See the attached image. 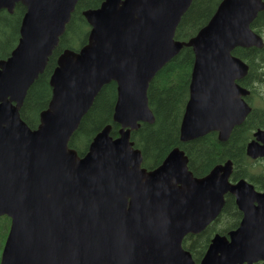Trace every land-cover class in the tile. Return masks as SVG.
<instances>
[{"label":"water","instance_id":"water-1","mask_svg":"<svg viewBox=\"0 0 264 264\" xmlns=\"http://www.w3.org/2000/svg\"><path fill=\"white\" fill-rule=\"evenodd\" d=\"M77 1L0 0L8 12L25 6L17 44L0 59V215L11 220L0 264H196L182 238L218 215L226 193L243 217L227 235L212 237L199 264L264 261V190L244 178L230 182V160L196 177L177 147L147 170L130 139L141 122L154 121L149 83L183 46L194 59L180 140L211 131L228 138L250 111L242 97L248 91L237 83L248 67L232 50L263 45L250 24L264 1L221 0L187 41L174 36L192 0H103L83 10L87 42L58 55L49 103L32 129L19 110ZM110 81L118 135L105 125L79 156L70 137ZM254 136L246 153L262 157L264 131Z\"/></svg>","mask_w":264,"mask_h":264},{"label":"trees","instance_id":"trees-1","mask_svg":"<svg viewBox=\"0 0 264 264\" xmlns=\"http://www.w3.org/2000/svg\"><path fill=\"white\" fill-rule=\"evenodd\" d=\"M103 0H78L64 33L50 55L46 67L29 87L20 115L26 124L35 128L39 124L40 112L47 108L51 97L49 78L56 66L58 55L65 49L78 50L87 42L89 25L82 12L95 8ZM221 0H192L187 11L182 15L175 38L187 41L205 25L216 10ZM25 6L16 3L12 12L0 10V59L6 58L19 38V26ZM251 28L260 33L264 29V10L260 11L251 23ZM7 47L6 51H3ZM3 51V53H2ZM232 54L248 65V72L241 81L251 88L247 101L251 111L245 120L232 129L228 139L221 141L216 132H209L190 141H181L179 127L185 103L188 99V85L193 65V51L183 46L177 55L169 60L152 78L147 96L149 107L154 115L152 123L142 122L138 129L132 130L130 139L134 147L142 153V166L152 169L158 166L174 147L184 151L188 158V168L194 176L206 175L215 165L230 160L233 162L231 179L245 178L255 189L264 184V164L254 161L245 154V145L254 130L264 128V99L259 100L258 87L264 81V45L263 47H236ZM116 101V83L110 81L102 86L95 99L83 115L77 129L69 140V146L82 156L94 135L105 125L110 124V134L118 135L119 125L112 120ZM240 212L234 198L225 196V203L218 217L202 232L188 235L183 240L193 259L198 263L203 256L213 234H225L238 224ZM10 218L0 216V257L9 230ZM255 264H263L258 262Z\"/></svg>","mask_w":264,"mask_h":264},{"label":"flooded vegetation","instance_id":"flooded-vegetation-1","mask_svg":"<svg viewBox=\"0 0 264 264\" xmlns=\"http://www.w3.org/2000/svg\"><path fill=\"white\" fill-rule=\"evenodd\" d=\"M255 31V30H254ZM256 32V31H255ZM258 33V32H257ZM258 34H260L261 36H262V38H263V45H264V29L260 32V33H258ZM263 45L261 46V47H263ZM260 47V48H261ZM247 67H248V65H247ZM247 72H248V68H247ZM247 74V73H246ZM246 74H245V76H246ZM244 76V77H245ZM244 77H242V78H240V79H238L237 80V83L241 86V87H243L244 89H246L247 91H248V93L246 94V95H244L243 96V98H245V100L247 101V98L248 97H252V96H255V95H253V94H251V88H249V87H246V86H244L243 85V83H241V81L244 79ZM262 84H264V81H262ZM261 87H262V89H263V92H261L260 90H259V87H258V90H259V93L256 95V96H258L259 98V100H261V99H264V85H261ZM261 89V88H260ZM248 102V101H247ZM249 103V102H248ZM250 104V103H249ZM243 122V121H242ZM147 123V122H146ZM241 124V123H240ZM239 124V125H240ZM119 125V124H118ZM236 126H238V125H236ZM235 126V127H236ZM119 127H120V125H119ZM139 128V127H138ZM137 128V129H138ZM258 129H260V130H262V131H264V128H258ZM258 129H256V130H258ZM134 130H136V129H134ZM256 130H254L253 132H252V134H251V137L249 138V140L247 141V143H246V145H245V154H246V156L248 157V158H250V159H252V160H254V161H260V162H262V164H264V156H262V157H257V158H251V157H249L248 155H247V153H246V146L248 145V143L250 142V141H252L253 139H255V136H254V132L256 131ZM132 131V130H131ZM131 131H130V134H131ZM231 132H232V130H231ZM231 132H230V134H231ZM230 134H229V136H230ZM228 136V137H229ZM228 139V138H227ZM259 143L261 144V145H264V138H263V140H260L259 141ZM68 147H70L69 145H68ZM134 148H136V147H134ZM140 151V150H139ZM141 152V151H140ZM141 155H142V153H141ZM187 157V156H186ZM163 161V160H162ZM232 162V161H231ZM187 164H188V158H187ZM232 165H233V162H232ZM188 166V165H187ZM194 175V174H193ZM204 176V175H203ZM203 176H196V177H203ZM232 181H235V179L234 178H232L231 179ZM257 190V189H256ZM264 190V184H263V186L261 187V189H259V190H257L258 192H262ZM227 195H230V196H232L233 198H234V196L233 195H231V194H227ZM234 202H235V200H234ZM224 206V205H223ZM237 207V206H236ZM223 208V207H222ZM237 209H238V211L240 212V220H239V222H238V224L236 225V226H234L233 228H231V229H229L225 234H223V235H227L228 234V232L230 231V230H232V229H235L238 225H239V223H240V221H241V219H242V217H243V213H242V211L237 207ZM202 232V231H201ZM216 233V232H215ZM214 233V234H215ZM218 233V232H217ZM190 235H193V234H190ZM196 235V234H195Z\"/></svg>","mask_w":264,"mask_h":264},{"label":"rangeland","instance_id":"rangeland-1","mask_svg":"<svg viewBox=\"0 0 264 264\" xmlns=\"http://www.w3.org/2000/svg\"><path fill=\"white\" fill-rule=\"evenodd\" d=\"M6 50H7V47H6L3 51H6ZM3 51H2V53H3ZM261 85H264V84H261ZM261 85L259 86V90H260L261 92H263V89H262ZM260 88H261V89H260Z\"/></svg>","mask_w":264,"mask_h":264}]
</instances>
